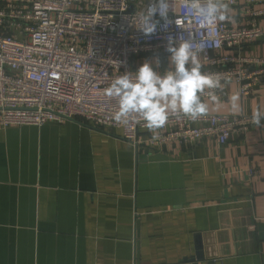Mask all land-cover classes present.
Here are the masks:
<instances>
[{"label": "crops", "instance_id": "0c3cea01", "mask_svg": "<svg viewBox=\"0 0 264 264\" xmlns=\"http://www.w3.org/2000/svg\"><path fill=\"white\" fill-rule=\"evenodd\" d=\"M229 17L244 25L241 10ZM257 25L241 54L263 59L264 16ZM205 102L206 116L253 117L264 85L242 98L231 82ZM122 136L81 121L0 129V264H182L197 244V264H264V124L224 146L135 149Z\"/></svg>", "mask_w": 264, "mask_h": 264}, {"label": "built area", "instance_id": "2783aa9c", "mask_svg": "<svg viewBox=\"0 0 264 264\" xmlns=\"http://www.w3.org/2000/svg\"><path fill=\"white\" fill-rule=\"evenodd\" d=\"M241 10L243 26L218 25L219 35L201 53L203 71L219 73L223 86L206 90L205 99L224 97L227 85L238 86L248 98L264 85V58L241 53L262 34L257 21L264 0H227ZM150 0H13L0 6V129L41 127L47 122L81 121L95 128H118L133 148L162 149L168 145L190 146L212 140L224 146L257 125L252 116H203L197 121L181 115L170 117L161 129L143 123L123 125L113 120L118 104L105 89L120 74L135 72L140 56H167L168 35L193 33L208 39L201 25L189 18L184 0H174L170 24L145 34L132 22ZM159 20V17H155ZM177 23L175 24V20ZM228 49L234 54L220 56ZM211 53L215 56L211 57ZM264 121L261 122L262 125Z\"/></svg>", "mask_w": 264, "mask_h": 264}, {"label": "clouds", "instance_id": "9594fccd", "mask_svg": "<svg viewBox=\"0 0 264 264\" xmlns=\"http://www.w3.org/2000/svg\"><path fill=\"white\" fill-rule=\"evenodd\" d=\"M189 18L198 22L208 39L184 35H168L166 51L169 67L160 70L159 57L145 60L133 72L115 77L105 89V95L117 100L118 108L113 120L123 125L140 124L149 130L163 128L170 117L183 115L192 121L206 116L209 107L204 100L206 90H216L223 86L219 73L203 71L200 55L219 35L218 25L228 20L230 5L227 0H184ZM170 11H174V0H150L147 8L136 12L133 24L145 34L154 33L160 21L167 31ZM159 17V20L155 17ZM175 24L180 26L175 20ZM212 99L215 95L209 92ZM232 96V101L237 100ZM255 124L264 121V113L257 111L253 116Z\"/></svg>", "mask_w": 264, "mask_h": 264}, {"label": "water", "instance_id": "95a60500", "mask_svg": "<svg viewBox=\"0 0 264 264\" xmlns=\"http://www.w3.org/2000/svg\"><path fill=\"white\" fill-rule=\"evenodd\" d=\"M195 247H196L195 258L193 260L184 259L182 264H197V263H202L204 261V256L201 251V246L197 244Z\"/></svg>", "mask_w": 264, "mask_h": 264}]
</instances>
